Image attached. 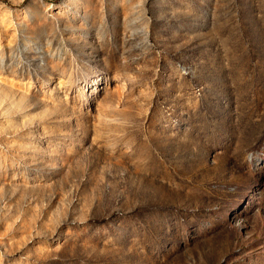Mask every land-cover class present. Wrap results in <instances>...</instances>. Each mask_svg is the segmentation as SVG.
Instances as JSON below:
<instances>
[{"label":"rangeland","instance_id":"rangeland-1","mask_svg":"<svg viewBox=\"0 0 264 264\" xmlns=\"http://www.w3.org/2000/svg\"><path fill=\"white\" fill-rule=\"evenodd\" d=\"M0 264H264V0H0Z\"/></svg>","mask_w":264,"mask_h":264}]
</instances>
